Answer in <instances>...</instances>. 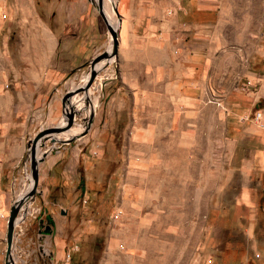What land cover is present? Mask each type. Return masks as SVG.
Returning <instances> with one entry per match:
<instances>
[{
	"label": "rangeland",
	"instance_id": "rangeland-1",
	"mask_svg": "<svg viewBox=\"0 0 264 264\" xmlns=\"http://www.w3.org/2000/svg\"><path fill=\"white\" fill-rule=\"evenodd\" d=\"M88 3L95 26L89 39L84 41L82 32L76 37L70 34L72 30L57 28L56 34L62 40L53 50L50 38L43 37L40 31L36 33L33 23L57 22L59 19L49 14L57 10L59 0H0V90L6 89V82L16 83L14 76L21 79L33 75L29 60L39 59L49 65L47 70L51 65L69 66V56L74 51L71 64L75 67L69 66L57 85V111L46 113L51 93L40 105L33 101L26 119L25 142L41 129L62 126L66 118L61 111V96L82 86L92 58L109 53L108 26L117 32L116 56L106 64L105 58L95 62L94 65L103 63L94 69L86 91L87 96L91 90L97 95L95 108L91 110L88 97L81 109L83 93H76L72 102L79 113L69 129L54 133L61 140H69L35 149V158L44 148L47 153L37 163V186L29 209L35 210L41 220L46 221L47 216L54 219L56 228L52 227L46 238L52 241L54 235L61 237L66 248L71 249L68 264H192L196 259L204 263L209 258L204 247L213 244L205 242L204 236L211 227L215 229L205 219L206 213L210 217L214 213L204 210V198L209 197L198 190L203 186L204 173L196 174V183L188 174L182 175L176 181L182 192L164 198L158 195L156 171L142 162L148 152L156 151L154 142L151 146L146 143V128H155L158 107H164L168 118L164 123L169 124L174 109L193 107L195 94L199 107L209 106L212 110L213 160L231 148L225 139L232 125L220 124L225 113L229 121L245 125L252 122L263 128L264 121H255L254 114L260 112L264 117V0H102L105 19L93 3ZM127 58L139 59L147 74L135 68L128 80L124 78L122 62ZM11 88L10 84L8 89ZM203 119L202 115L195 124V137H205L207 142V122ZM73 131L78 133L63 135ZM200 149L201 155L209 151L207 144ZM3 168V172L17 174L10 187L6 185L10 199L30 189L25 191L30 184L26 146L17 161ZM212 175L211 204L231 200L233 173L228 176L230 184L222 186L215 184L220 182L219 176L224 179L218 167ZM191 186H195V193ZM157 201L179 208L173 212L174 220H167L165 226L156 222ZM149 214L154 222L146 248L141 220ZM31 219L27 216L19 227L23 230ZM172 231L178 252H172L170 234L167 243L161 239L163 233ZM27 236L21 238L23 243ZM32 252L45 260V255L36 249Z\"/></svg>",
	"mask_w": 264,
	"mask_h": 264
},
{
	"label": "crops",
	"instance_id": "crops-1",
	"mask_svg": "<svg viewBox=\"0 0 264 264\" xmlns=\"http://www.w3.org/2000/svg\"><path fill=\"white\" fill-rule=\"evenodd\" d=\"M59 1L60 5L57 10H51L49 14L50 17L59 19L57 22L55 20L50 25L40 21L33 23L36 33L40 31L43 37L50 38L53 50L58 41L62 40L61 36L56 34L57 28L63 29L65 32L72 30L70 34L77 35L76 37H79L82 32L85 35L83 38L85 41L89 39V34L94 31L95 27L93 12L88 0ZM70 54L69 66L72 69L75 67L71 64L74 51ZM39 61V59L28 61L30 67L34 68L32 76H22L21 79L14 76L16 83L6 82L4 83V87L7 84L6 89L0 90V215H3L0 216V264H3L5 248V217L11 201L7 195L6 185L9 188L17 178L16 172H3V167L8 168L17 161L25 147V135L28 130L26 119L33 101H38L40 105L43 103L45 95L51 93L46 113L52 114L57 111L58 107L55 103L57 85L69 67L51 65L52 68L47 70L49 65L46 66L44 62ZM135 68L147 74L139 59L127 58L126 61L123 60L124 78L127 77L128 80L129 75L135 73ZM160 72L162 70L158 71V73ZM10 84L12 88L8 89ZM33 94L35 98L32 96ZM197 102V94H195L193 107L174 109L167 125L164 123L168 119L164 107L157 108L155 128L152 129L148 126L145 133L147 136L149 135L146 140L147 145L151 146L154 142L156 151L155 153L148 152L142 162L145 167L155 169L156 193L160 194L162 198L164 195L182 192L176 184L182 175L188 174L193 183H196V174L201 171L204 173L203 182H201L203 186L198 190L209 197L204 198L205 202L207 201L204 210L205 213L214 210V213L211 217L206 213L205 219H208L215 229L213 230L211 227L209 233L204 236L205 242L213 243L204 247V252L209 258L204 263H199L200 259H196L192 264H264V126L260 128L252 122L245 125L238 121L234 122L233 119L229 121V116L225 113L220 124L232 125L231 134L225 139L231 148L228 152L226 150L216 156L217 160H213L214 157L210 153L212 110L209 106L199 107ZM232 113L236 114V112ZM200 115H203V120L207 122V142H205V137L203 139L195 137V124L201 120ZM260 120L264 121V117L262 119L261 116L255 121ZM152 130H154L153 133ZM206 144L209 151L201 155L200 147H205ZM213 162H218V165ZM217 167L219 175L223 174L224 179L222 180L219 176L220 182H215L216 186H222L223 183L230 184L228 176L229 173H233L235 187L231 200L212 205L210 185L212 184L213 170ZM191 188L195 193V186H191ZM187 190L189 193L190 190ZM183 192L185 193V190ZM223 194L224 190L221 188L220 195ZM156 209V222L165 226L167 220H174L173 212L175 213L179 208L174 204L168 206L167 202H163L161 205L157 201ZM167 211H172V214L168 215ZM193 216L194 210L192 209L191 217ZM152 219L153 217L149 214L143 221L141 220L146 238V248L148 247L149 229L154 222ZM52 227L56 228V222L53 218L49 219L48 216L46 221L39 219V216L35 220H28L14 241V252L12 253L14 264H68L63 260L67 248L61 237L54 235L52 241L46 238L45 230H50ZM163 234L161 239L165 243L168 242L167 235H171L172 252H178L177 244L174 245L173 231ZM25 235H28L27 241L23 243L21 238ZM176 236L178 240L179 235ZM39 242L41 249L38 248ZM32 248L36 249L40 255L44 254L45 260L38 259L32 252ZM177 255L178 253H176V258H178ZM172 264L178 263L172 262Z\"/></svg>",
	"mask_w": 264,
	"mask_h": 264
},
{
	"label": "water",
	"instance_id": "water-1",
	"mask_svg": "<svg viewBox=\"0 0 264 264\" xmlns=\"http://www.w3.org/2000/svg\"><path fill=\"white\" fill-rule=\"evenodd\" d=\"M90 3H93L95 8L97 9L99 15L105 19L102 10V0H88ZM115 14L116 8H114ZM108 30L110 33V50L109 53L102 52L98 57H94L89 61V68L90 72L88 78L83 86L75 87L70 91H65V93L61 96L60 105L61 111L64 114L65 110L67 109V113L65 114V123L62 126H55L50 128H44L39 130L31 139H28L26 142V148L29 149V175L31 179V186L30 189L23 194L21 197L16 198L8 207L7 217L5 221V233H4V255H3V264H14L12 257H11V248H12V239H13V232L16 222V216L19 212V208L24 200L28 197H32L33 193L36 190L37 180H38V170H37V163L40 162L43 157L46 156L47 149L41 150L39 156L35 158V149L43 148L46 143L50 146H53L55 143H63L64 141L69 140L68 138L59 139L54 135V133H60L63 130H67L73 123L74 117L79 112L72 110V103L69 97L75 96L76 93L82 92L84 93L88 87L90 86L93 78H94V64L100 58L107 59L110 56L115 57L117 54V32L115 29L108 26ZM91 120V116H89L86 120V124L88 125ZM50 230H45L47 236Z\"/></svg>",
	"mask_w": 264,
	"mask_h": 264
},
{
	"label": "built area",
	"instance_id": "built-area-1",
	"mask_svg": "<svg viewBox=\"0 0 264 264\" xmlns=\"http://www.w3.org/2000/svg\"><path fill=\"white\" fill-rule=\"evenodd\" d=\"M4 16V15H3ZM5 87H7V84H5ZM260 118V113L256 112L254 114V119L258 120ZM27 170L24 169V173H25V178L27 179L29 177L28 173L26 172ZM30 181V179H28ZM15 181V179H14ZM26 193V192H25ZM24 193V194H25ZM21 197V196H20ZM32 198V197H31ZM30 197H28L26 200L23 201V203L21 204L20 208H19V212L16 216V222H15V227H14V232H13V239H12V248H11V257H12V252L13 251V245H14V241H16V236H18V234L20 235V232L22 231L21 227H19L20 224H22L25 221V218L27 216H31L33 219H36V212L35 210H30ZM16 199V198H15ZM15 199H11L10 204L15 200ZM30 210V211H29ZM1 217L3 216L2 214L0 215ZM7 217V215H6ZM5 217V219H6ZM113 217L116 218L117 214L114 213ZM20 237V236H19ZM41 246V243H38V248ZM74 248H76V246H74ZM41 249V248H40ZM71 249H67L64 253L63 256V260L65 262H68L69 260V253H70ZM13 260V257H12Z\"/></svg>",
	"mask_w": 264,
	"mask_h": 264
},
{
	"label": "bare ground",
	"instance_id": "bare-ground-1",
	"mask_svg": "<svg viewBox=\"0 0 264 264\" xmlns=\"http://www.w3.org/2000/svg\"><path fill=\"white\" fill-rule=\"evenodd\" d=\"M112 56H110V57H108L107 59H105L104 60V63L106 64V63H109V62H111L112 61ZM102 63L103 62H98L96 65H94V69H96V70H98V68L102 65ZM88 75L89 74H87V75H84V77H83V80H82V86L85 84V82H86V80H87V78H88ZM88 90V89H87ZM86 90V91H87ZM86 91L81 95V99H80V102H81V109L82 108H84V102H85V100H87V98L89 97V101H90V104H91V110H93L94 108H95V106H96V104H97V95L96 94H94V92L91 90L90 92H89V96H87L86 95ZM73 97V96H72ZM72 97H71V103H72V110L74 111L75 110V105H74V103L72 102ZM67 113V109L65 110V112H64V115ZM64 123L65 122H62V124L61 125H64ZM76 133H78V131H73V132H71L70 134H68V133H64L63 135L65 136V137H67L68 135H71V134H76ZM30 185H31V180H30V184H28V186H27V188H26V190L25 191H27L29 188H30ZM24 191V192H25ZM20 197V196H19Z\"/></svg>",
	"mask_w": 264,
	"mask_h": 264
}]
</instances>
